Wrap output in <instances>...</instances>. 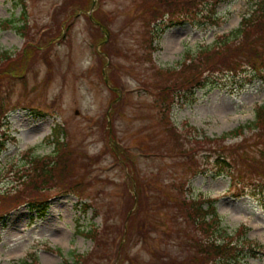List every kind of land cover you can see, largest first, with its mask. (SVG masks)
I'll return each instance as SVG.
<instances>
[{
	"label": "rangeland",
	"instance_id": "rangeland-1",
	"mask_svg": "<svg viewBox=\"0 0 264 264\" xmlns=\"http://www.w3.org/2000/svg\"><path fill=\"white\" fill-rule=\"evenodd\" d=\"M142 1L0 0V52L23 47L24 37L17 30L2 26L8 20L21 25L23 10L31 34L39 39H43L39 36L46 24L54 27L52 33L56 30L54 37L59 30L65 32L64 39L50 37L43 46L44 51L47 48L43 56L49 61L37 64L41 59L37 57L23 81L0 80V112L7 115L4 128L10 134L0 151V187L11 184L10 165L15 169L28 150L37 155L53 152V142L45 139L59 124L64 128L61 137L73 152V177L84 175L85 179L79 195H53L42 218L26 205L5 215L0 220V264H23V259L34 264L33 256L38 264L73 261L75 254L94 248L90 238L76 231L77 225L102 230L106 216L107 224L124 225L120 233L110 225L107 235L109 240L115 237V242L108 240L110 251L99 252L108 255L104 264H157L156 260L162 264L161 258L172 264L179 258L178 247L172 243L170 249L166 244L174 208L149 204L144 190L150 182L165 193L172 188L177 195L171 185L179 186L182 181L179 158L165 154L170 151L168 144L161 148L162 156L143 153L145 145L162 147L166 136L159 127L163 120L154 91L144 85L148 87L154 80L153 63L158 69L173 67L183 59L185 50L194 52L213 45L217 37L235 29L254 0L221 3L209 19L194 16L177 23V19L171 21L175 16H164V31L151 41L148 27L154 12L146 11V0ZM93 16L103 26L92 23ZM51 19L59 22L53 25ZM259 65L255 71L220 75L215 86L196 89L193 99H178L168 113L169 121L180 132L188 124L200 132L198 136L211 137L250 122L255 107L264 101V69L257 72ZM34 111L41 115L35 116ZM236 141L239 139L230 140ZM229 183V177L212 176L210 169L189 177L184 195L214 199L221 225L232 233L247 226V239L259 242L264 250V204L247 195L231 197ZM84 202L90 206L83 213ZM130 202L137 207L131 219L127 214L133 210ZM148 205L156 224L146 230L141 221ZM95 208L98 215H93ZM126 256L136 260L130 263ZM234 262L264 264V251Z\"/></svg>",
	"mask_w": 264,
	"mask_h": 264
},
{
	"label": "trees",
	"instance_id": "trees-1",
	"mask_svg": "<svg viewBox=\"0 0 264 264\" xmlns=\"http://www.w3.org/2000/svg\"><path fill=\"white\" fill-rule=\"evenodd\" d=\"M225 1L229 0H152L149 3L146 0L144 2L146 11L154 12L150 25L154 24L148 27L149 30L151 29L150 41L155 36L157 39L164 31L161 21L164 16L167 19L175 16L171 21L174 22L177 19V23L188 21L194 16L209 19L216 13L217 6ZM160 8H163L164 11H159ZM24 14L23 10L20 19L22 20L21 25L11 20L1 23L3 27H14L19 35L24 37V43L20 50L13 52L2 50L0 52V80L14 82L16 78L25 79L26 71L32 67L37 57H41L37 64L41 61H49L48 57L43 56L47 50L46 48L44 51L45 47L43 46L49 43L50 37L53 40L57 36L64 39L65 32L63 30H59L54 37L56 30H53L52 33L54 27L50 24L45 25L44 32L39 36L43 39L32 35ZM93 18L100 20L96 16ZM157 19L161 22L155 21ZM52 21L53 25H57L59 22L58 19ZM148 62H151L150 58ZM258 62L260 65L257 72L264 69V0H254L249 12L243 15L235 29L217 37L213 45L201 46L194 52L185 50L183 59L173 67L158 69L154 63L152 65L151 71L154 70V80L149 84L146 83L149 86L145 87L144 85V88L154 91L159 107L158 111L163 120V125L160 124L159 127L162 128L166 136H164L165 143L162 144V147L161 144L152 148L150 145H145L143 153L152 158H156V155L162 156V150L168 144L166 148L170 151L165 154L179 158L182 181L179 186L171 185L177 195L172 191V188L165 193L160 186L150 182L145 183L144 190L148 191L149 204L155 203L160 207L174 208L175 212L171 215L173 225L170 226V235L166 241L170 249L174 246L172 243L178 247L179 258L172 264H233L241 256L246 254L255 256L257 251H264L259 242L247 239V226L242 225L232 233L224 225H221V220L215 210L214 199H207L201 194L190 198H185L184 195L187 191L186 184L189 177L211 169L212 176L226 175L230 178L228 188L231 197L232 195H247L258 200L260 205L264 204V101L255 107L254 118L250 122L240 124V126L216 137L205 134H201L200 137L198 136L200 132L188 124L185 125L186 130L180 132L177 126L172 125L168 116L173 104L178 99L185 102L188 99H193L196 89L215 86L217 83L215 81L220 75L228 73L234 75L247 69L254 70ZM150 77L153 79V76L150 75ZM2 99L0 93V100ZM34 113L35 116L41 115L39 111H34ZM114 113L113 111L112 114ZM6 116L5 113L0 116V151L5 149V138L10 135L7 128H4ZM63 129L60 124L54 126L45 139L47 142H53V152L37 155L30 149L15 169H13V165H10L9 171L13 172H10L8 182L11 184L0 187V220L20 205L30 207V210H34L36 217L42 218L49 208L48 201L53 195L73 192L79 195L80 190H83L84 175L78 178L73 177L75 174L73 161L75 160H73L70 144L68 145L61 137ZM231 139H239V141L230 142ZM161 148L163 149L161 150ZM81 205L83 213L90 206L86 202ZM131 207L133 210L127 213L130 219L135 217L137 209V207L134 209L132 203ZM98 214L99 212L95 208L93 215ZM103 219L102 230L94 225H90L88 229L84 230L82 226L77 225L76 231L80 235L90 238L94 243V248L86 254H75L73 261L65 259L64 264H104L102 260H108V255L99 252L110 251L107 246L109 240L107 234L110 225L112 228L115 225L110 222L107 224L109 216L103 217ZM155 221L150 205H148L141 224L145 226V229L146 226L154 228ZM123 225L122 223L120 226L117 225L115 232L120 233ZM139 234L145 236L141 230ZM109 241L115 242V237L112 236ZM126 257L128 258V256ZM32 260L34 264H38L36 256H33ZM128 260L133 263L136 257L129 256ZM156 263L158 264L157 260ZM160 263L168 264L162 258ZM23 264L29 263L23 259Z\"/></svg>",
	"mask_w": 264,
	"mask_h": 264
},
{
	"label": "bare ground",
	"instance_id": "bare-ground-1",
	"mask_svg": "<svg viewBox=\"0 0 264 264\" xmlns=\"http://www.w3.org/2000/svg\"><path fill=\"white\" fill-rule=\"evenodd\" d=\"M98 18V17H97ZM99 19V18H98ZM91 22L92 23H95V22H97L100 26H103V24H101L102 22L100 21V20H96V18H92L91 19ZM101 22V23H100ZM96 24V23H95Z\"/></svg>",
	"mask_w": 264,
	"mask_h": 264
}]
</instances>
